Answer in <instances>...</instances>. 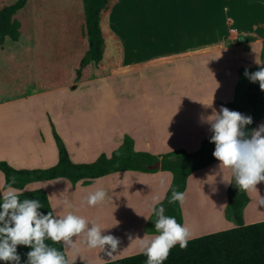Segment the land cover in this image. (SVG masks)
Returning a JSON list of instances; mask_svg holds the SVG:
<instances>
[{"label": "crops", "instance_id": "0c3cea01", "mask_svg": "<svg viewBox=\"0 0 264 264\" xmlns=\"http://www.w3.org/2000/svg\"><path fill=\"white\" fill-rule=\"evenodd\" d=\"M230 32L236 33L237 29L231 28ZM157 35H123L128 38L122 42V61L110 65L104 75L79 76L75 83H70L75 84L73 91H69L71 85L60 83L47 87L36 86L26 93L1 98L0 160H6L15 168H46L55 165L59 151L53 125L74 162H92L103 152L111 155L126 136L133 139L135 151H147L155 155L179 148L189 152L199 150L203 141L213 134L210 125L203 122L202 118L210 115L213 109L218 111L221 106L238 111L224 103L235 101L238 96L239 71L246 64L242 58H252L253 66L259 65L257 61L260 63V60L255 55L263 39L256 43L257 40L252 41L251 52L242 49L241 45H226L224 42L223 45L217 43L200 48H174L165 49L164 52L144 53L149 49L147 43L153 37L157 38ZM129 40L137 43H130ZM237 48L242 49L243 53L234 56L237 63L229 64L235 59L228 52ZM194 61L200 65L196 76L192 75V70L189 71ZM115 78L121 79L111 80ZM102 81L112 93L97 97L96 89ZM64 91L69 92L72 98H65L61 94ZM134 94H138V98ZM201 102L212 104V107L205 108ZM261 124H264V119L254 129ZM219 165L217 160L193 171L187 179L183 192L185 201L180 206L182 226L190 229V238L235 226L234 221L228 217L227 189L232 173L229 169H220ZM172 180L173 174L169 170H123L96 178L90 184L80 181L74 185L69 179L58 177L30 182L23 190L45 189L54 216H60L66 213L67 207L60 203L65 198L72 203L76 194L90 190L99 183L105 184V191L109 195L112 193L109 188L113 189L120 183L123 186L122 192L128 193V197L123 199L134 203V206L129 207L136 211L134 219L127 221L125 227L127 231L131 230L132 235L139 232L137 235L143 238L144 235H158L147 232L145 225L153 213V197L158 195L162 201ZM4 183L5 176L0 170V191L7 189ZM262 184L264 182L259 183ZM202 187L205 190L201 191ZM247 193L250 199L244 209L245 223L264 220V206L256 205L255 195L251 191ZM192 199L197 201L196 205L201 212L211 210L212 214L217 213V221L220 220L222 225L210 229L205 227L202 231L192 229L187 207ZM125 208L112 212H123ZM73 239L76 243V238ZM77 240L84 249L82 252L79 248L74 250L63 243L69 264L74 256L76 259L73 264H99L142 252L136 241L129 248L126 245L120 246L121 252L117 249L115 255L94 259L88 253L90 251L83 242L84 238Z\"/></svg>", "mask_w": 264, "mask_h": 264}, {"label": "rangeland", "instance_id": "374dc122", "mask_svg": "<svg viewBox=\"0 0 264 264\" xmlns=\"http://www.w3.org/2000/svg\"><path fill=\"white\" fill-rule=\"evenodd\" d=\"M14 1L0 0V9ZM17 16L22 28L20 38L0 39V99L26 93L36 86L47 87L60 83L71 85L69 91H73L75 84L70 83H75L79 76L104 75L110 65L122 61V42L128 38L123 35L158 34L157 38L153 37L147 43L149 49L144 52L147 54L164 52L165 49L200 48L217 43L241 45L242 49L251 52L252 41L257 40L256 43L263 39L255 55L261 63L264 48V1L257 0H112L111 9L102 14L105 51L99 63L82 62L88 51L84 0H29ZM231 28H236L237 32H230ZM135 39L138 40V37ZM242 49L237 48L228 54L235 59V55L243 53ZM244 59L246 64L242 67H253L252 58ZM233 63H237V59L229 62ZM190 70L192 75L199 74L200 65L197 61L193 62ZM102 83L97 86V97L112 93ZM248 83L249 78L245 74L240 76L238 96L235 97V101L244 108L240 113L245 116L251 110L245 95ZM61 94L65 98H72L67 91ZM134 96L138 98V94ZM104 185L99 183L90 190L76 194L72 198L73 207L67 208L62 215L71 211L101 226L117 218V212L113 210L118 211L124 207L128 210L131 208L129 206H134L131 201L123 199L128 197V193L122 192L123 186L120 183L113 189L109 188L112 193L106 195L102 203L89 206L85 197L98 188L105 190ZM251 193L256 197L255 204L260 205L259 198L264 196V184H258L257 191ZM75 238L77 248L82 252L77 238L82 239L83 236ZM0 264L6 262L0 260Z\"/></svg>", "mask_w": 264, "mask_h": 264}, {"label": "trees", "instance_id": "16d2710c", "mask_svg": "<svg viewBox=\"0 0 264 264\" xmlns=\"http://www.w3.org/2000/svg\"><path fill=\"white\" fill-rule=\"evenodd\" d=\"M264 1V0H257ZM29 0H15L9 5L0 9V39L10 37L18 40L22 34L21 22L18 12L26 7ZM86 13V32L88 38V51L83 63L94 61L99 63L104 57L105 40L101 26L102 14L112 7V0H84ZM264 66V48L261 54V64L253 67L240 68V76L259 70ZM246 99L251 106L247 116L252 117V123L245 126V132L249 135L256 124L264 119V91L259 87V82L249 83L245 92ZM226 106L238 111H243V106L230 101L224 103ZM53 134L58 146V162L46 168H15L6 160H0V170L4 173L7 188L12 178L16 183L12 184L22 193L19 200L35 198L42 206L38 211L47 214L53 213L52 206L45 189L23 190L24 187L33 181L48 180L58 177L69 179L74 185L78 182L90 184L96 178L106 174L123 170L156 171L157 169L169 170L173 174L172 183L165 198L155 207L161 205L165 208V215L174 217L178 223L183 224V215L180 202L169 203L172 191L184 192L187 186L189 175L197 170L217 161L213 156L215 144L206 138L202 147L193 152L179 148L163 154L155 155L147 151H135L133 139L126 136L124 142L114 150L111 155L101 153L92 162H74L70 158L68 148L53 125ZM160 161V168H152L151 165ZM228 196V217L235 223L234 227L203 234L188 240L187 247L181 249L177 243L170 249L169 255L163 264H264V220L246 224L244 221V209L249 202V195L246 190L240 189L232 176L227 189ZM54 215V213H53ZM157 217L153 212L145 225L149 233H157L155 221ZM45 243L58 251H61L68 261L63 242L55 243L46 239ZM31 248L24 245L17 246L20 256V264H26L27 253ZM147 256L143 252L113 259L99 264H146ZM77 264H84L79 262Z\"/></svg>", "mask_w": 264, "mask_h": 264}, {"label": "clouds", "instance_id": "9594fccd", "mask_svg": "<svg viewBox=\"0 0 264 264\" xmlns=\"http://www.w3.org/2000/svg\"><path fill=\"white\" fill-rule=\"evenodd\" d=\"M257 63L261 64L258 61ZM245 76L253 83L258 81L260 89L264 91V66L252 73L245 70ZM202 104L205 108L212 107V104ZM202 120L210 125L213 133L210 137V142L215 144L212 154L220 162V169H229L240 189L257 191V185L264 182V124L251 130L249 135L244 129L252 123V117L224 106L218 111L213 109ZM15 183L16 178L13 177L7 189L0 191V260L6 264H20L18 245L31 248L27 253L26 264H69L61 251L45 243L46 239L55 243L63 242L77 250L73 237L83 236V242L88 248H99L108 256L118 249L120 238L112 234H102V228L95 221L89 222L71 211L60 216H54L51 211L44 214L38 211L43 206L35 198H26L21 202L19 196L22 193L12 187ZM106 195L103 188H98L89 192L85 200L89 206H96L105 200ZM177 201L183 204L185 194L173 190L169 203ZM60 203L67 208L73 207L66 198ZM160 203L161 197L154 196L152 211L157 217L154 226L158 235L136 238L140 249L147 256L146 264H163L170 249L177 243L181 249L187 247L191 235L187 226H182L174 217L165 215L162 205L158 209L155 207ZM259 204L264 206V196H260ZM75 259L76 256L71 264Z\"/></svg>", "mask_w": 264, "mask_h": 264}, {"label": "bare ground", "instance_id": "6f19581e", "mask_svg": "<svg viewBox=\"0 0 264 264\" xmlns=\"http://www.w3.org/2000/svg\"><path fill=\"white\" fill-rule=\"evenodd\" d=\"M200 189H201V191L203 189L205 190V188H200ZM189 200H191V199H189ZM192 200L193 201L190 204H187L188 217H189L190 227L192 229H195V231H202V230H204L205 227H206L205 229H207V228L209 229L210 227L213 228V226L216 227L218 224H219L218 226L221 225V222L219 220L217 221V219H219V215L217 213L212 214L211 210L207 211V212L206 211L201 212L196 205L197 201L194 199H192ZM135 212L136 211H132L131 208L128 210L123 209V212L121 210V212L117 213L116 219H114L110 222L102 223V225L100 226L102 228V234H112V235L120 238V244L118 246V249L122 245H126L129 248L130 245H132V243L138 241V239H136V238H138V237L140 238V235H137V234H139V232L135 233V235H132V233H130L131 230L129 232V231H127V229L125 227L126 224H128L130 219H132V218L134 219L133 216L136 214ZM217 216H218V218H217ZM132 221L133 220H131L130 222H132ZM114 224H116V225H114ZM135 229H137V228H135ZM136 232H137V230H136ZM129 236H131L132 238L129 239ZM84 246L85 245H83V247ZM88 250L90 251L88 253H90V255H93L94 259L95 258L96 259H102L103 257L104 258L109 257L108 255H106L105 252L100 251L99 248H94V249L88 248ZM112 255H115V252Z\"/></svg>", "mask_w": 264, "mask_h": 264}, {"label": "water", "instance_id": "95a60500", "mask_svg": "<svg viewBox=\"0 0 264 264\" xmlns=\"http://www.w3.org/2000/svg\"><path fill=\"white\" fill-rule=\"evenodd\" d=\"M152 168H160V161H156L154 164L151 165Z\"/></svg>", "mask_w": 264, "mask_h": 264}]
</instances>
